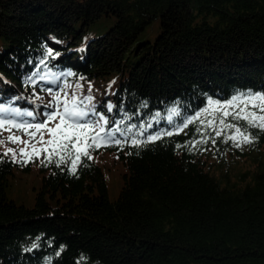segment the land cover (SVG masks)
Instances as JSON below:
<instances>
[{"label":"trees","instance_id":"16d2710c","mask_svg":"<svg viewBox=\"0 0 264 264\" xmlns=\"http://www.w3.org/2000/svg\"><path fill=\"white\" fill-rule=\"evenodd\" d=\"M249 96H264V0H0V106L22 114L0 119L55 128L66 102L123 133L74 171L46 134L48 149L0 147V264H264V130L222 115L257 111L224 107ZM33 171L27 201L14 185Z\"/></svg>","mask_w":264,"mask_h":264},{"label":"snow or ice","instance_id":"6c2138e0","mask_svg":"<svg viewBox=\"0 0 264 264\" xmlns=\"http://www.w3.org/2000/svg\"><path fill=\"white\" fill-rule=\"evenodd\" d=\"M50 51V50H49ZM88 99H91L90 97ZM237 102H240L244 104L245 106L251 104L254 108H259L261 111H264V96H249L247 99H241L240 97H234L232 101L229 102L228 105L224 107H231L235 106ZM259 102V103H257ZM212 102H210L211 104ZM75 104V102H74ZM217 107L219 105L217 104ZM109 109H111V106H109ZM175 111V110H173ZM207 111V110H206ZM14 112L17 116L22 115L15 109L11 108H5L0 106V113H12ZM23 115H27L29 117L33 116L32 112H27ZM89 114L82 109H78L75 106H73L71 109L68 107L67 103L65 102L64 111L61 113L59 110L48 113L47 114V120L51 121L55 119L57 116H59L60 123L57 124L55 128L48 129V132L53 137V139L47 141L48 144L54 145L53 148L49 149V159H51L52 154H56L59 152V159L57 160V165L68 163L70 162L72 165V170L74 171L76 168V164L78 161L81 160V157H87L88 159H91V156L89 155L90 149L99 148L101 146H107L111 143L120 145L122 143L121 139L116 138V133H120L121 137H123V133L120 132L119 126L111 129L106 130L104 125L107 124V121L101 117L100 120L102 123L99 125V132H95L94 128H90L88 121L85 120V117H87ZM223 117H227L229 115H233V119L236 120H244L246 123L244 127L248 126H255L258 128H261L264 130V116H256L254 112L249 113L246 111V107L242 108L239 113L232 114L230 112H223ZM81 121H84L83 123ZM192 121L189 120L187 123H191ZM187 123L184 125V127H187ZM219 123L221 125H224L227 128L234 129V132L236 134L231 135L228 137V139L237 141V146H239L240 142L250 143L252 142V138L248 135H245L241 131V127L234 126L232 124H225V120L221 118L219 120ZM209 126H211L212 122H208ZM5 125H9L10 127H15L16 129H22L25 127L24 124H17L13 120L10 119H0V128H2ZM151 125H149L150 127ZM35 128L38 131L45 128V123H37V124H28L27 128ZM134 127V126H133ZM88 131L94 132L93 135L89 136L87 134ZM127 132H132V128L126 129ZM146 129L141 128L140 132H144ZM215 135L220 136L221 131L215 130ZM30 137H34V133H26ZM166 135H172L171 132L165 133ZM239 137V140H238ZM160 134L157 135H149L147 137L148 141H155L157 139H160ZM126 139V138H125ZM10 142L12 143H22L23 141L20 140L19 137H9ZM215 143V140L212 141ZM83 144L81 147L80 144ZM132 143L134 145H138L141 142L138 140L133 139ZM200 143H207V140L200 141ZM43 150V149H42ZM35 151V150H34ZM75 151L76 155L74 158H72L71 154ZM9 152H12L11 149H9ZM67 153V156L65 155ZM7 155V153H5ZM15 155V153H13ZM20 155L25 156L28 155V153L24 150H20Z\"/></svg>","mask_w":264,"mask_h":264},{"label":"rangeland","instance_id":"374dc122","mask_svg":"<svg viewBox=\"0 0 264 264\" xmlns=\"http://www.w3.org/2000/svg\"><path fill=\"white\" fill-rule=\"evenodd\" d=\"M259 103V102H257ZM235 110L240 111L241 107H233L230 108V112H233ZM256 116H264V111H261L259 108H257V111H253ZM252 113V112H249ZM2 119H10L13 120L15 123L17 124H24L25 127L22 129H16L15 127H10L9 125H5L2 128H0V147L9 152V149L12 150L11 155L12 157H16L17 155H13V153L15 151H18V149L22 146H24L25 144H32L30 146V148L32 150H42V149H48L47 143H46V139L43 138V135L46 134L49 138H51L52 136L50 135V133L48 132V129L50 128H54V125L52 122H47L45 123V128L42 130H37L34 127L33 128H27L28 124H36L35 122L29 120L28 118H22V117H8V118H2ZM41 123H44V121H42ZM221 124L218 123V127L221 128ZM26 133H34V137H30L28 134ZM236 134L234 132V129L231 128V130L227 133V137L226 139L228 140V142H231L232 144H237V141H233L228 139L229 136ZM245 134V133H244ZM246 135V134H245ZM13 136V137H19L21 141H23L22 143L18 142V143H12L9 140V137ZM239 140V137H238ZM250 143H245V142H240L239 146H237L238 151H248L249 150V146ZM19 154V152H18ZM239 159V158H237ZM246 164H248L247 159H241L239 160V167L240 166H245ZM123 169L122 166H120L119 164H114L113 165V171H115V173H117L118 171H121ZM15 170L17 172H19V170L17 168H15ZM21 176H22V182L19 183V181L14 185V188H16L17 190L20 189H27L28 190V197L26 198V200H30L33 196V186H36L37 184V174L35 171L33 172H29V173H23L20 172ZM113 175V174H112ZM120 180H118V178H113L109 184L110 187L112 185L113 188H116L119 185ZM21 184H23V186H21ZM112 188V189H113ZM22 190V191H23Z\"/></svg>","mask_w":264,"mask_h":264}]
</instances>
